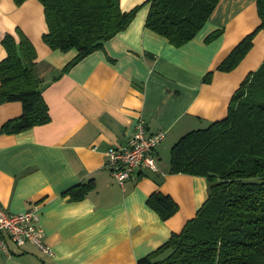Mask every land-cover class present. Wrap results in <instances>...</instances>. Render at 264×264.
I'll use <instances>...</instances> for the list:
<instances>
[{"label":"crops","instance_id":"obj_1","mask_svg":"<svg viewBox=\"0 0 264 264\" xmlns=\"http://www.w3.org/2000/svg\"><path fill=\"white\" fill-rule=\"evenodd\" d=\"M144 1L120 0V6L129 11ZM148 8L141 6L103 48L64 71L77 52L54 50L44 42L42 3L0 0V61L6 57L4 35L18 40L16 29L21 30L36 49L50 114L46 124L15 134L0 131V204L13 213L37 205L52 250L48 255L31 243L17 246L7 239L0 264H137L179 232L206 200V179L169 173L170 157L162 156L188 131L225 117L234 91L261 65L263 30L235 69L217 70L260 24L256 0H219L196 36L179 47L145 26ZM216 30L220 35L206 40ZM210 71L211 81L205 83ZM21 112L18 101L1 104L0 129ZM140 120L148 134L165 132L154 152L157 169L137 172L122 187L106 167V150L127 145ZM90 179L95 188L84 198L63 194ZM156 190L179 206L165 221L146 202Z\"/></svg>","mask_w":264,"mask_h":264},{"label":"trees","instance_id":"obj_2","mask_svg":"<svg viewBox=\"0 0 264 264\" xmlns=\"http://www.w3.org/2000/svg\"><path fill=\"white\" fill-rule=\"evenodd\" d=\"M14 1L20 5L25 0ZM39 1L47 23L44 42L54 50L77 52L64 67L67 71L125 29L143 5L149 6L145 26L179 47L196 36L219 0H145L129 11L121 9L120 0ZM256 7L260 24L232 48L217 70L235 69L256 34L264 31V0H256ZM16 32L18 40L11 33L2 39L6 57L0 61V105L18 101L22 112L3 123L4 134L50 121L36 49L21 30ZM220 32L210 33L206 40ZM212 75L208 72L203 81L210 82ZM168 172L204 177L207 198L179 232L137 264H264V59L234 91L225 117L188 131L173 144ZM94 188L90 179L63 194L80 200ZM146 202L164 221L179 209L170 195L159 190Z\"/></svg>","mask_w":264,"mask_h":264},{"label":"built area","instance_id":"obj_3","mask_svg":"<svg viewBox=\"0 0 264 264\" xmlns=\"http://www.w3.org/2000/svg\"><path fill=\"white\" fill-rule=\"evenodd\" d=\"M165 132L148 134L143 120L136 125V130L125 146H110L106 150V167L120 186L134 174L144 169L156 170L155 148L162 141ZM45 232L40 226L38 206L19 213L6 210L0 204V249L7 251V239L17 246L31 243L45 254L52 250L45 242Z\"/></svg>","mask_w":264,"mask_h":264},{"label":"rangeland","instance_id":"obj_4","mask_svg":"<svg viewBox=\"0 0 264 264\" xmlns=\"http://www.w3.org/2000/svg\"><path fill=\"white\" fill-rule=\"evenodd\" d=\"M167 151H168V150H167ZM165 157H167V158L169 159V157H170V152H169V151L165 154V156H162V159L164 160Z\"/></svg>","mask_w":264,"mask_h":264}]
</instances>
